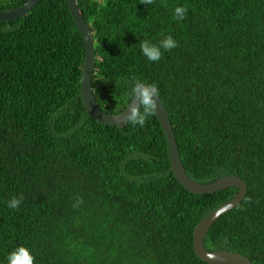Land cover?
<instances>
[{
    "label": "trees",
    "instance_id": "1",
    "mask_svg": "<svg viewBox=\"0 0 264 264\" xmlns=\"http://www.w3.org/2000/svg\"><path fill=\"white\" fill-rule=\"evenodd\" d=\"M27 1L0 0V10ZM78 2L95 45L98 106L120 114L127 81L155 82L189 177L233 174L248 186L205 246L264 264V0ZM178 6L188 10L180 22ZM167 35L178 46L148 61L141 43ZM85 60L68 0L0 20V262L26 245L35 264H214L196 253L194 231L239 188L183 186L157 115L143 127L91 116Z\"/></svg>",
    "mask_w": 264,
    "mask_h": 264
},
{
    "label": "water",
    "instance_id": "2",
    "mask_svg": "<svg viewBox=\"0 0 264 264\" xmlns=\"http://www.w3.org/2000/svg\"><path fill=\"white\" fill-rule=\"evenodd\" d=\"M39 1L40 0H28L26 3L15 9L0 10V20H12L22 17L29 13ZM68 2L72 16L81 31L86 44V60L81 85L85 108L91 116L100 122L111 125L125 123L124 112L117 115L108 114L97 104L92 82L96 58L94 40L78 0H68ZM132 102L138 103L134 97L132 98ZM156 111L169 141L172 169L182 185H184L188 190L199 194L214 193L229 186H236L239 188V192L234 198L212 210L209 214L202 218L196 226L194 231V249L196 253L203 260L214 264H254L249 257L243 255L242 253L227 249L210 251L204 243L205 236L211 226L222 215L235 208L245 198L248 191L246 181L239 175L233 174L219 177L217 180L210 183H201L190 178L181 159L180 149L175 137L170 114L160 97L157 101Z\"/></svg>",
    "mask_w": 264,
    "mask_h": 264
},
{
    "label": "clouds",
    "instance_id": "3",
    "mask_svg": "<svg viewBox=\"0 0 264 264\" xmlns=\"http://www.w3.org/2000/svg\"><path fill=\"white\" fill-rule=\"evenodd\" d=\"M154 0H142V4L151 5ZM187 9L178 6L174 10V19L177 22L183 21ZM178 46V41L172 36L167 35L158 43H152L145 40L140 45L142 55L151 62L159 61L162 58L164 51H169ZM127 91L123 93L122 100L125 104V120L133 127H143L149 117L157 114V101L159 100V88L155 82L148 83L142 79H132L126 82ZM135 98L138 103L132 102ZM22 197H13L8 201V208L18 209L21 205ZM82 202V201H78ZM0 264H35V256L32 250L26 245H19L11 250L5 260Z\"/></svg>",
    "mask_w": 264,
    "mask_h": 264
},
{
    "label": "rangeland",
    "instance_id": "4",
    "mask_svg": "<svg viewBox=\"0 0 264 264\" xmlns=\"http://www.w3.org/2000/svg\"><path fill=\"white\" fill-rule=\"evenodd\" d=\"M157 115V114H156ZM158 117V116H157ZM159 119V118H158ZM160 121V120H159ZM125 123H127V122H125ZM125 123H120V124H125ZM120 124H118V125H120ZM162 125V124H161ZM163 128V127H162ZM164 130V129H163ZM172 163V162H171ZM171 168H172V166H171ZM173 170V169H172ZM174 171V170H173ZM176 176V175H175ZM184 186V185H183Z\"/></svg>",
    "mask_w": 264,
    "mask_h": 264
}]
</instances>
